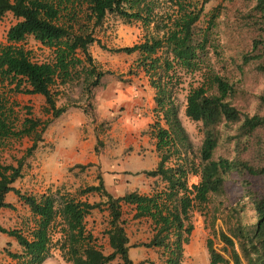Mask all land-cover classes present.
I'll use <instances>...</instances> for the list:
<instances>
[{"label": "trees", "instance_id": "16d2710c", "mask_svg": "<svg viewBox=\"0 0 264 264\" xmlns=\"http://www.w3.org/2000/svg\"><path fill=\"white\" fill-rule=\"evenodd\" d=\"M75 1L0 0V18L10 13L16 20L7 30L6 44H0V148L9 140L31 141L15 165L0 163V211L14 209L5 201L6 195L13 193L34 222L30 238L0 226V233L13 238L21 248V253L8 255L23 259L24 264H43L56 248L70 264H110L115 260L134 264L129 256L134 245L129 243L122 213V206L127 205L134 210L133 220H146L151 227V238L140 246L157 250L161 264H182L194 229L192 211L203 210L211 197L224 196L227 179L235 175L255 219L244 223L243 207H231L223 223L226 230L218 232L221 249L214 247L212 239L206 240L209 264H264V114L241 113L232 104L234 84L215 73L209 63V53L218 46L220 8L201 27L205 5L212 0H82L79 12L75 11ZM226 1L233 4L239 0ZM69 6L74 8L69 11ZM108 16L124 24H140L146 31L139 43L110 52L136 56L134 69L128 74L136 77L143 73L154 90L155 120L146 133L155 140L159 162L155 169L141 174L156 179L162 187L149 195L134 191L114 197L99 176L97 186L78 192L80 196L95 193L104 198L97 203L61 194L60 190L38 196L23 194L13 184L22 177L25 163L43 142L45 131L70 107H57L61 87L80 82L87 101L83 112L96 122L93 90L111 73L97 70L89 47L94 43L101 46L95 31ZM245 18L260 33L252 38L251 52L242 60L245 65L254 64L264 76V0H254ZM29 37L51 51L50 61L32 60L23 46ZM187 76L194 81L185 96V116L203 127L198 156H194L179 119L176 95ZM19 94L41 96L46 118L32 116L27 106L21 117L19 105L12 99ZM259 99L264 107V89ZM221 127H235L234 134L225 137L233 145L232 158H214L222 141ZM191 176L199 181L189 186ZM102 207L109 214L105 231L111 250L108 254L96 245L84 223L91 212ZM138 264L155 263L146 260Z\"/></svg>", "mask_w": 264, "mask_h": 264}, {"label": "rangeland", "instance_id": "374dc122", "mask_svg": "<svg viewBox=\"0 0 264 264\" xmlns=\"http://www.w3.org/2000/svg\"><path fill=\"white\" fill-rule=\"evenodd\" d=\"M81 2L82 0L75 1L76 12L80 11L79 6ZM253 6L254 0H239L233 4L227 3L226 0H212L205 5L204 17L200 23V26L204 27L210 15L215 12L216 8H220L221 15L217 19L218 26L216 29L218 46L216 50H212L209 53V63L215 73L224 76L231 84H234L236 95L232 99V104L241 113L248 115L255 113L264 114V107L261 106L259 99L264 89V76L255 69L254 64L245 65L242 60L243 55H248L251 52L252 38L260 33L259 30L254 29L250 24L248 25L249 22L245 18ZM73 8L69 6V11ZM81 16L82 14L80 13ZM145 34L146 31L140 24L132 23L128 25L117 18L108 16L103 26L95 31V37L100 41V45L105 47V50L97 43L89 47V53L94 60L97 70L111 73L105 77L101 87L93 90L94 99L92 101V103H96V99H98L100 103L102 99L105 105V108H102L101 112L103 116L108 117L107 120L96 121L99 141H96V152L103 156L110 169L114 168L116 161L121 163L123 160H127L128 165H130L134 164L133 161L140 158L146 159L147 157L143 153L152 145L150 136L146 133L148 127L144 126L143 128L138 123L141 118L145 120L142 123L149 121V117L151 121L154 122L155 120V114L152 113V110L155 108L153 100L154 90L149 86L143 73H139L136 77L128 74L134 67L136 56L110 52L112 49L130 47L139 43L143 40ZM23 46L30 52L31 58L35 62H47L52 58L51 51L36 43L31 37L27 38ZM193 81L194 77H184V82L181 84V88L178 90L176 97L180 106L179 119L192 142L194 156H198L203 139V127L201 123L190 121L184 112L188 85ZM60 89L62 94L57 99L58 107L69 105V108L83 110L84 106L87 105L86 95L82 91L80 82L68 84ZM136 99H139L141 105L139 108L140 112L135 111L137 106L133 104V100ZM15 101L19 105L17 111L21 117L25 115V109L23 107L27 106L32 116L44 119L45 116L41 110L44 104L43 98H34L27 101L19 99ZM137 118L138 120H136ZM221 129L222 141L214 158H232L234 156L233 145L228 144L225 137L227 135H233L235 127H221ZM29 146L30 141L28 139L7 141L0 148V163L15 165V161L24 155L25 150ZM50 149L51 146L48 147V150ZM132 153L133 155L131 156ZM33 157L26 161L22 170V177L14 183V187L23 194L38 196L43 191L48 193L49 191L55 192L56 190H60L61 194L70 193L76 198L83 197L78 194L77 190L85 189L91 186L93 182L97 183L98 177L102 175L99 171L89 169L83 174L82 184L79 188L74 187L76 184L65 182L66 184H51L47 190L44 188L46 185H43V182L40 185L38 182H31L35 180V175H38L36 171L40 169L37 166V158L35 156ZM141 166L144 170L151 169L148 163H142ZM47 169L45 167L43 171ZM129 179H137L135 182L136 191L141 195H149L154 189L162 187L161 184L157 185L155 182L147 183L145 176L142 174H133L132 178L130 176ZM198 181V177L191 176L188 184L189 186L197 184ZM113 185H116L115 182ZM121 192L126 193L127 191L124 189ZM244 195L239 179L235 175H232L227 179L226 193L224 196L211 197L203 210L194 209L192 211L194 229L191 236L194 244L199 247V251L196 257H191L186 252L182 264H209L206 240L208 238L212 239L214 247L217 250L221 249L222 243L219 240L218 232L220 230H226L223 223L228 219L229 209L231 207H243V222H254V213ZM11 197V203L14 209H3L1 211L0 226L6 230L18 231L23 236L30 238V229L34 225L31 214L26 206L20 204L18 200L16 201L15 194L12 193ZM80 200L97 203L104 201V198L99 197L95 193H91ZM122 213L129 243L131 246H135L131 247L129 254L132 262L138 264L147 260L153 261L155 264H161L157 250L146 249L140 246L142 243L149 241L152 236L149 223L146 220H133L134 210L130 206L123 205ZM108 222L109 214L105 207H102L101 210L91 212L84 222L86 229L96 238V245L105 254L111 252L105 234L108 228ZM54 237L56 239L57 235ZM20 250L21 248L13 238L0 233V258L9 253H17ZM48 259L49 263L47 264H70L63 260L60 252L56 248L51 250V256ZM119 263V260H115L110 264ZM230 264L233 263L230 262Z\"/></svg>", "mask_w": 264, "mask_h": 264}, {"label": "crops", "instance_id": "0c3cea01", "mask_svg": "<svg viewBox=\"0 0 264 264\" xmlns=\"http://www.w3.org/2000/svg\"><path fill=\"white\" fill-rule=\"evenodd\" d=\"M7 19L9 22L7 21ZM15 23L16 20L10 13H7L0 18L1 45L6 44L7 30ZM118 97L121 98L120 96ZM34 98L42 97L39 95L20 94L12 97L13 100L23 99L26 101ZM96 100L97 102L94 103V113L96 114L95 117L97 118L96 121L107 120L108 117L103 116L101 112L102 108H105V105L102 102L103 100L101 99L100 103L98 99ZM133 102V104L137 106V109H135V111L140 112L139 108L141 105L139 103V99L133 100ZM152 113L154 114V109L152 110ZM136 120H138V118ZM142 121L144 122L145 120L141 118L138 124H140V126H142L143 128L144 126L148 127L150 124L153 123L150 117L149 121H146L145 123H142ZM97 138L98 134L96 122H92V120L83 112L82 109L68 108L64 114H62L59 118L55 119L52 122V124L43 134V142L39 144L37 151L34 153L35 155H33L35 156V158H37V166L40 169L39 171H36L38 175H35V180H32L31 182H38L39 185L43 182V185H46L44 188H46L47 190L49 189V186L51 184L58 185L64 184L65 182H69L70 184H76L74 185V187L79 188V186L82 184L81 180L83 179V174H85L89 169H91L93 171H99L102 173L100 177L103 180L105 188L111 195H113L114 197H120L126 193L136 191L135 182L137 181V179L130 180V176L132 178L133 174L141 175V173L144 171L153 170L159 162V157L155 150V140L152 139L150 136L152 145L143 153V155L147 157L146 159L140 158L138 160L133 161L134 164L130 165H128L127 160H123V162L121 163L119 161H116L114 163V168L110 169L103 156L101 154H97L96 152ZM50 146L51 149L48 150V147ZM132 155L133 153L131 154V156ZM142 163H148L151 166V169L144 170L141 166ZM77 165L85 166V169L75 168ZM45 167H47L48 169L46 171H43ZM145 179L147 183H154L156 181V179L147 178L146 176ZM114 182L116 185H113ZM97 185L98 179L97 183H91V186ZM124 189H126V193L121 192ZM77 191L79 192V190ZM44 193L45 191H43L41 194ZM11 196L12 193L6 195L5 201L7 203L12 204ZM85 196L86 195H84L83 197ZM83 197L79 198L81 199ZM16 198V201L18 200L20 204H22V202L17 196ZM184 249V254H186L187 252V254L191 257L197 256L199 247H197L192 241V236L189 244L186 245ZM17 253H21V250ZM47 263H49V259H47L43 264ZM0 264H24V261L23 259H14L9 255H4L0 258Z\"/></svg>", "mask_w": 264, "mask_h": 264}]
</instances>
